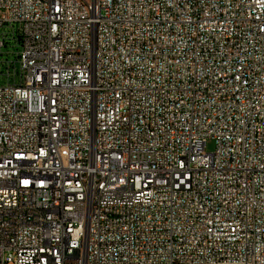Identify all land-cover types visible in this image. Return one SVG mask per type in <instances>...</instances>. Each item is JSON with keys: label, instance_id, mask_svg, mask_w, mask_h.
I'll use <instances>...</instances> for the list:
<instances>
[{"label": "built area", "instance_id": "obj_1", "mask_svg": "<svg viewBox=\"0 0 264 264\" xmlns=\"http://www.w3.org/2000/svg\"><path fill=\"white\" fill-rule=\"evenodd\" d=\"M0 264H264V0H0Z\"/></svg>", "mask_w": 264, "mask_h": 264}, {"label": "rangeland", "instance_id": "obj_2", "mask_svg": "<svg viewBox=\"0 0 264 264\" xmlns=\"http://www.w3.org/2000/svg\"><path fill=\"white\" fill-rule=\"evenodd\" d=\"M3 51L5 52V58L14 61L17 58L19 46H17L15 42H11L10 44H8L6 47L3 48ZM205 146L208 152L214 151L216 148L215 140L212 138L208 139L206 141Z\"/></svg>", "mask_w": 264, "mask_h": 264}, {"label": "bare ground", "instance_id": "obj_3", "mask_svg": "<svg viewBox=\"0 0 264 264\" xmlns=\"http://www.w3.org/2000/svg\"><path fill=\"white\" fill-rule=\"evenodd\" d=\"M79 192H88V184L79 185ZM68 230H76V223H68Z\"/></svg>", "mask_w": 264, "mask_h": 264}]
</instances>
